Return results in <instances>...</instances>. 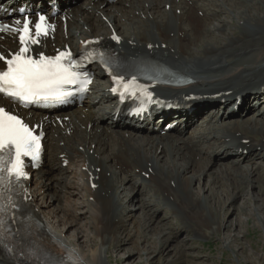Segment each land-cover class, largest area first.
<instances>
[{"label":"bare ground","instance_id":"bare-ground-1","mask_svg":"<svg viewBox=\"0 0 264 264\" xmlns=\"http://www.w3.org/2000/svg\"><path fill=\"white\" fill-rule=\"evenodd\" d=\"M215 1L118 0L117 4L113 5L114 11L120 12L123 17L127 16L126 20H128L122 25H118L116 16L109 12L107 8L109 6L103 4V1L90 4L87 0L65 10L64 16L76 10L74 16H80L81 20L93 19L94 24L99 26L95 30L97 34L105 31V23L95 19L91 13L98 10L112 24L120 27L119 32L124 38L118 47L121 54L150 58L189 78L191 83L184 87H159L158 94L161 100L167 102L178 99L183 100L184 103L205 104L192 113L199 117L190 122L179 112L170 114L169 110L167 116L166 114L164 116L163 113H159V108L154 110L151 117L139 120L114 112L109 92L95 85L94 95L68 114L71 118L77 119L83 129H76L74 135L67 139L60 135V139H56V142L64 140L66 143L63 146L52 147L48 155L47 169L44 168L45 170L42 171L38 168L34 174L35 177H39L36 184L43 182L45 178L55 177L57 184L66 191L74 188L82 189L86 195L93 196L94 199L82 203H67L60 207L62 211L60 216L51 209H46L44 194L42 200L39 197L41 202H38L35 194L37 195L39 191L33 190L31 203L33 213L42 222V242L55 254L67 257L73 264H110L107 256L110 243L115 242L117 245L120 241L122 243L133 237L128 229L123 235L120 234L125 227L126 211L129 209V206L124 204L128 195L122 194L123 183L128 182L130 176H134L133 178L141 184H147L154 193L160 195L162 193L164 197L157 200L159 204L170 203L168 195H173L174 211L180 212L183 219L182 227L186 226L185 220L195 222L194 229L201 237H209L224 225L223 219L227 213L221 214L220 219L217 220L213 212L215 206L208 204V198L197 199L190 190L195 175L193 174L192 178L186 175L196 171L194 169L196 159H204L211 154L221 157L233 154V163L245 158L251 162L255 159L264 160V101L257 98L260 88H264V11L256 4L251 6L246 2L254 0H218L220 4ZM126 2H129L128 8ZM133 10L143 14L144 18L137 16L130 18ZM229 12L234 13L233 18L236 21L228 20ZM222 15L223 18L219 19ZM68 22H70L69 27L79 26L77 20L70 19ZM129 22L132 24L130 27L123 26ZM211 24L213 28L209 26ZM85 34L87 33L82 32L81 35L84 37ZM69 36L73 37L72 30H69ZM108 42L110 43L109 40ZM161 43H165L166 46L162 48ZM101 77H103L102 72L96 73V79ZM237 99L244 102L242 106L245 105L246 110L253 111L246 115V112L242 113L237 109L238 112L235 114L231 108ZM211 102L218 103V106H211L212 109L205 112L204 108L212 105ZM221 110L222 113H219ZM232 115L236 117L231 118ZM165 117L170 119V123H175L173 130L170 131L172 133L165 132L158 135L154 129L156 126L160 128L161 121ZM217 120L219 123L215 125ZM187 122L189 126L186 128ZM182 124L184 127L181 126ZM124 127L130 131L143 130L155 136L149 137L145 134L138 141L131 132L125 136L124 132L128 131ZM184 130L187 132L181 135ZM71 143L81 146L82 151ZM93 143L94 154H90V145ZM63 155H67L70 159V166L75 157H80L82 166L89 170L101 167L99 187L96 190L90 189L86 172L80 174L73 171L72 174H68V168L63 169L58 166L57 157ZM163 156L170 157L169 164H162ZM64 160L61 159V162ZM149 169L151 173L147 179L144 174ZM136 170L139 172H135ZM107 171H110V176H106ZM76 177L80 178V182L75 180ZM170 181L175 183L174 187L171 186ZM230 186L233 190L228 188L227 191L236 200L242 195L240 194L242 191L236 193L239 189L235 182ZM43 188L48 189L50 186L44 182ZM71 193L75 194L74 191ZM252 199L258 200L254 195ZM198 201L201 202L200 207ZM225 203H230V200ZM257 204H259L257 209L264 218V202ZM72 207L78 210L86 208L90 212L93 226L91 235L86 236L82 232L72 235L68 232L74 225L72 223L74 214L69 213L70 210H74ZM241 207L245 209L247 205ZM189 212L190 214L187 215ZM62 217L65 224L62 222ZM228 225L231 226L232 221ZM204 226L207 229L202 231L201 227ZM164 235L165 244L161 242L159 247L166 246L164 248L156 246L160 255L163 251H167L168 254L171 249L167 243L172 233L164 232ZM160 241H163L162 238ZM81 244H89V252H84ZM119 246L118 244L117 247ZM137 252H127L124 261L132 260L133 253ZM150 252L146 250V253ZM4 262L6 257L0 251V263Z\"/></svg>","mask_w":264,"mask_h":264},{"label":"rangeland","instance_id":"rangeland-1","mask_svg":"<svg viewBox=\"0 0 264 264\" xmlns=\"http://www.w3.org/2000/svg\"><path fill=\"white\" fill-rule=\"evenodd\" d=\"M246 2H249L248 4H251V6L256 4V6L264 11V1L254 0ZM228 15V20L236 21L232 18L234 13L229 12ZM222 18L223 15L219 17V19ZM209 26L211 27V25ZM82 28L84 29V27ZM247 111L248 113H245V108L242 113L247 115L253 110ZM188 126L189 123L187 122L186 128ZM186 132L187 130L182 131L181 135ZM146 134L149 137L155 136L152 133ZM232 155L221 157L217 154H211L208 160H206L207 163L204 164V167L200 171L196 167L195 172H189L186 175L189 178H192L193 174L195 175L192 179L191 191L197 199L208 198V204L215 206L213 212L217 220L220 219L221 214L227 213V215L225 214V219H223L224 221L222 220L224 225L220 229H217L216 232L211 233L209 237L204 238L198 234H194L196 230L193 231L192 228L195 227L196 223L193 222V225L190 222L191 220L188 221L190 223L189 228H180L181 222L178 212L175 214L170 209L171 207L167 205L151 210V205H145L151 199L150 193L143 189V193L140 195V189L136 187V184L132 187L124 182L122 194L124 196L126 194L128 197L126 201H123L126 206H129V209L126 211L125 227L120 234L123 235L128 229L133 234V237L128 238V240L122 243L121 241L117 243V245H120L119 247L115 245V242L110 243L107 249L110 264H168L169 262L172 264H264V218L261 217L257 209L259 206L257 202H264V160L260 162L255 159L251 162L245 158L240 162L233 163ZM167 160L165 159V162L163 161L162 163L167 165ZM201 163H197L196 166H199ZM133 177L130 176L131 182L137 181ZM233 182H235V185L239 189L236 193L238 194L242 191L240 193L242 195L236 200L227 191L228 188L233 190V187L230 186ZM140 185L142 184L140 183ZM54 191L49 195L56 194L60 198L62 192L57 189ZM253 195L257 196L258 200H253ZM73 197L81 200V193ZM153 199L154 196L152 195V202ZM228 199L230 203H225ZM47 202L50 208L58 206L56 200H53V198ZM241 205H247V207L243 209ZM55 212L60 214L58 210ZM74 214L77 217L76 219H72L74 225L68 232H71L72 235L76 232L78 234L82 232L86 236L91 235L93 233L91 232L93 231V226L92 218L88 211L85 209L74 211ZM149 215L150 217H148ZM231 221L232 225L227 226ZM63 224H65V221ZM206 229L205 226L201 227L202 231ZM169 231L172 233V237L168 241L167 246H170L171 249L168 251V254L167 251H163L160 255L159 249H156V246L158 245L159 247L161 242L165 244L166 237L164 232ZM161 238L163 241H160ZM81 246L84 252H89V244H81ZM165 246L160 247L164 248ZM146 250H150L151 254L146 253ZM129 251H136L137 253H133L132 260L125 262L124 260L127 258V252Z\"/></svg>","mask_w":264,"mask_h":264},{"label":"snow or ice","instance_id":"snow-or-ice-1","mask_svg":"<svg viewBox=\"0 0 264 264\" xmlns=\"http://www.w3.org/2000/svg\"><path fill=\"white\" fill-rule=\"evenodd\" d=\"M43 19L41 17V20ZM35 28L37 38L41 34H47L40 23H37ZM4 30L19 31L9 29L7 25H0V31ZM29 40L31 43L38 42L32 38L28 21H25L20 34L21 44L25 46L21 47L18 53L12 54L11 59L0 55V60L7 65L6 70L0 71V94L18 101L65 95L60 91L61 85L73 83L77 78V74L70 71V64L63 63L68 54L61 53L55 58L41 55L39 59H33L25 55L29 50L27 47ZM39 148V136L34 135L16 115L0 107V173L6 172L17 179L26 177L22 157L30 156L33 160L37 159ZM2 179L3 177H0V180Z\"/></svg>","mask_w":264,"mask_h":264}]
</instances>
